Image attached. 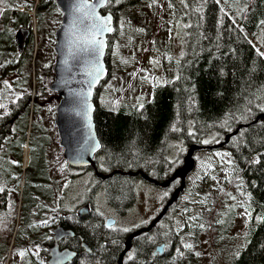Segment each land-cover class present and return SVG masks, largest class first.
Wrapping results in <instances>:
<instances>
[{"label":"trees","instance_id":"trees-1","mask_svg":"<svg viewBox=\"0 0 264 264\" xmlns=\"http://www.w3.org/2000/svg\"><path fill=\"white\" fill-rule=\"evenodd\" d=\"M161 1L173 7L176 15L187 24L185 53L179 75L163 86L154 87L152 99L140 109L126 102H117L110 109L99 106L98 91L109 74L102 81L93 99V118L100 143L96 164L103 162L98 170L104 175L109 174V178H93L91 188L97 191L102 189L108 203L115 208L123 196L136 197L137 182L161 189L180 188L181 166L171 157L173 145L180 142L187 148L201 147L206 140L208 143L224 142L225 136L230 135L225 148L208 149L209 153L217 150L229 156L230 169L221 179L223 184L228 183V193L224 198L217 197L209 205L203 196L205 190L202 182L199 183L201 190L190 191V197H198L193 209L200 211L192 216L187 210L178 213V216L185 218L184 225L188 227L192 224L194 227L192 231L188 228L186 232L183 231L180 238L187 235L199 238L202 233L212 230L217 235L210 237L208 243L213 255L211 264H264V57L258 54L264 52V24H261L264 21V0ZM133 3L129 0H120L119 3L112 0L102 11L110 12L114 17V32L108 39L106 56L108 73L111 44L119 33L116 26L118 19L130 24L138 19L130 13L125 14ZM31 10L36 19V40L43 32L54 36L62 16L55 0H37V3L36 0H0V105H3L0 107V135L22 136L23 141L29 140L35 146L37 133L27 139L29 122H36L37 118L40 127H44L45 109L53 112L55 107L47 109L46 105L49 100H56L57 96L49 90L53 80L51 64L42 70L43 78L36 75L37 86H32L31 70L33 68L37 74L39 48L36 51L29 14ZM52 25H56V28L50 32ZM125 25L124 30L127 31L128 26ZM19 29L30 31L22 55L18 54L14 41ZM250 39L260 45L259 50ZM46 79L49 82L45 83ZM8 130L10 132L5 133ZM234 132L237 133L232 135ZM35 157L39 166L34 180L39 179L41 172L40 155L36 154ZM66 166L67 170L73 171ZM18 174L21 179L22 174ZM68 178V186L61 191L59 182L50 173L47 210L40 201L42 188L27 184L20 205L18 196L11 208L2 204L0 264H10L13 251L18 253L17 264H46L48 250L45 245L40 246L43 244L42 233L48 230L50 240L55 226L74 227V212L66 207L74 176ZM240 209L247 210L248 224L242 242L235 243L230 233L234 229L236 212ZM42 212L48 216V227L43 232ZM98 235L90 245L94 248L93 253L82 264H117L124 252V247L119 246L120 239H114L111 233L98 232ZM165 239L178 244V237L174 235L169 234ZM27 241H32L33 246L28 248ZM156 241L147 240V248L137 250L140 255L146 256V264H150L147 249ZM73 242L71 240L63 245L77 251ZM85 242L91 244L88 240ZM192 242L193 249L198 250L200 239ZM37 243L38 247L35 246ZM185 245L182 244L184 249ZM21 252L25 255L21 256ZM216 253L220 261L215 257ZM78 259L71 264H78ZM136 259L138 256L134 262ZM197 262L195 258L191 264ZM166 264L180 262L172 258Z\"/></svg>","mask_w":264,"mask_h":264},{"label":"rangeland","instance_id":"rangeland-1","mask_svg":"<svg viewBox=\"0 0 264 264\" xmlns=\"http://www.w3.org/2000/svg\"><path fill=\"white\" fill-rule=\"evenodd\" d=\"M129 1L132 3L135 2V0ZM128 13L138 19H136L134 24L128 22L124 23L123 20L118 19L116 26L118 27L119 33L114 37L111 44L112 48L109 59L111 67L110 73H108L109 77L101 85L97 95L98 105L108 109L114 108L112 106L117 102H126L135 109H140L141 104L144 106L152 99L154 87L163 86L179 75L181 60L185 53L187 24L181 17L176 15L173 7L170 5L166 6V3L161 0H141L138 3H133L130 8H127L125 14L129 15ZM29 14L33 23L32 29L36 51L37 48H39L37 54V74L36 70L35 72L33 68L31 70L32 86H37L36 75L43 78L42 70H45L50 64L52 65L54 61L55 55L53 47L55 43L53 44L54 36L46 32L39 33L38 41L36 40V19L33 10L29 11ZM125 24L128 26V32L124 30V27L126 28ZM129 27H131V29ZM55 28L56 25H52L50 32H53ZM250 41L259 50L260 45L253 39H250ZM145 77H147V79H145ZM46 82H49L48 79H46L45 83ZM48 96L49 95L46 97ZM33 97L34 94L32 93L31 98ZM58 103L57 97L56 100H49V104L46 105L47 109L51 106L54 107L58 105ZM47 119L48 116H46V120ZM34 121L35 120L29 122L27 139L30 138V135L35 136L38 128H40L37 118L36 122ZM50 138L53 145V149H50L53 155V158H51L52 164L50 166V173L54 180L58 181V178L61 179V182L59 181V188L61 191L68 186L69 175L74 176L70 182L69 189V197L72 201L68 199L66 207L71 210H76L83 199L88 196L94 181L91 177V173L83 172L78 175L77 172L67 170V166L63 161L61 148V154H58L60 153L58 135L52 128ZM219 143L220 140L211 141L206 145L214 146ZM173 146V161L180 164L181 170L179 176L181 177L182 174H186L187 170L190 171L192 169L190 163L188 168L184 165V160H186L185 155L187 154L186 150L188 149L180 142L177 144L175 143ZM25 147L26 144L23 148V168L28 160L27 149H25ZM192 158L195 161V167L188 175L187 192H183L181 204L178 205V212L187 210L191 212L189 213L191 216L200 211V209H193L194 204L198 202V197L193 195L190 197L189 192L201 190L199 183L202 182L204 187L203 190H205L203 192L204 199L206 198L208 201L207 203L212 205L217 197L224 198L225 194L228 193L226 191L228 183L223 184L221 179L230 169L228 167L230 164L229 156L224 152L217 150L210 153L208 150L197 151ZM206 158H209L210 162L206 161ZM216 174L217 176L215 178ZM203 182L205 183L203 184ZM167 190L168 189L163 187L160 189L144 182H137L138 200L142 203V208L145 209L146 214L151 213L155 208V211L158 209L159 195L166 193ZM103 193L102 189H98L97 212L103 216H109L111 215L112 208L107 203ZM229 193L232 194V192ZM189 200L192 202H188ZM247 218L248 214L246 211L240 209L236 212L233 222L235 223L234 229L230 233L235 243L242 242V237L245 235ZM184 224L185 218L178 216L176 225L182 227ZM187 228L192 231L194 227L190 224ZM211 231L212 230L207 233H202L199 238L197 236H191L192 241H195V239L196 242H198L199 239L201 241L200 248L198 250L194 249L199 253L197 264H211L213 255L209 249L208 243L210 242V237L217 235L215 232L212 233ZM183 243L185 245L187 239L184 240ZM215 257L220 261L217 253ZM17 263L18 253L13 251L10 254V264Z\"/></svg>","mask_w":264,"mask_h":264},{"label":"flooded vegetation","instance_id":"flooded-vegetation-1","mask_svg":"<svg viewBox=\"0 0 264 264\" xmlns=\"http://www.w3.org/2000/svg\"><path fill=\"white\" fill-rule=\"evenodd\" d=\"M56 107L57 105L54 107L53 112L51 111L47 112L45 109L44 127L43 126L42 128L40 127L37 131L35 146H32L29 140L27 141L24 139L23 141L22 136H18V135L13 136V134L10 136L9 134H6L2 137V133H1L0 189H3V191H0V208L2 204H4L6 207L11 208L17 196L19 198L18 201L20 200L18 205H20V202L21 201L23 202L22 192H24L23 191L24 187L27 184L30 186H36L38 188H42L40 201L43 208L47 210L49 206L50 166L52 164L51 158H53V155L51 154V150H50L51 148L53 149L50 134H51V128L57 133L54 124V120L56 116L55 113ZM46 116H48L47 120H46ZM9 132L10 130L5 131V133H9ZM229 140H230V135H226L224 142L220 141L219 144L214 146H207L206 144L208 142L207 143L204 142L203 146L199 147L198 150L194 151L188 161L190 163V166L191 164H193V168L190 171L187 170L186 174L185 175L182 174L180 177V188L183 187L182 191L179 192L180 188L174 187L171 189L169 188L166 193L160 194L158 209L155 211L156 209L155 208L149 214H146L145 209L142 208V203H140V200H138V194L136 193V197L134 199H132L131 196L130 197L123 196L121 202L117 201L118 202L117 208L110 205L106 198V201L109 204V206H111L112 210H111V215L103 216L97 212L98 191L97 189L93 190V188H91L88 196H86V198L83 199V201L79 204L76 210H71L69 208L67 209L69 211L74 212L75 218L72 221L74 223V227L73 228L63 227V226L62 227L73 231L74 237L63 239L60 242L61 249L65 248L63 244H68V242L74 240L73 243L75 244V247L77 249V251H75L77 253L75 259L80 258L78 259V264H82L83 260L85 258H88V256H91V254L93 253L94 248L90 245H92V242L98 238L97 237L99 236L98 232L101 233L104 232L107 234L111 233L114 239H120L119 246L121 245L124 247V252L120 255V257H122L121 259L122 264L124 263L146 264L147 262L146 256H144L143 254L140 255L137 250L147 248L146 242L147 240L150 239L157 240L156 244L150 245L148 247L149 249H147L150 264H166L172 258L176 259V261L180 262V264H191V262L195 258H199V253L196 252L193 249V247L191 248L186 247V249L182 247V244H184L183 242L186 239H187L186 245L187 244L193 245L191 239L192 235H187L186 238L185 236L184 238H180L183 237L180 234L183 231L185 232L187 231V226L184 225L182 227H178L176 225V221L179 213L178 205L181 204V197L183 195V191L187 190L186 182L189 180L188 175L193 171L195 167V161L193 160L192 157L194 153L197 151H207L209 148H221V149L225 148V144H227ZM25 144H27L28 160L23 168L22 157H23V148ZM60 148L61 147H59V151ZM187 149L188 150H186L187 154L185 155L186 156L185 158H187V155L191 152V147ZM98 153L95 155L94 158L95 161L92 167L85 169H73V171L77 172L78 175L83 172H88L89 174L91 173L92 179L97 178L100 180H108L109 174L104 175L103 173H100L98 170V167L102 166L103 164L102 161L96 164V158L99 157ZM36 154L40 155L41 172L39 179L34 180L35 178L34 174L37 173V166H39V164L35 162ZM58 154H61V151ZM62 157H63V150H62ZM186 163L187 162H185L184 160L185 166ZM186 167L188 168V166ZM18 173L22 174L21 179L18 177L19 175ZM37 180H41V182ZM59 181L61 182L60 178H58V182ZM136 190H137V183H136ZM86 206L89 207V214L84 218H80L78 216V212ZM43 213L44 212L41 213L42 232L44 231L43 229H46V226L48 227V216L45 213L44 214ZM109 220L114 221V225L112 227L108 226ZM45 221H47V223H44ZM17 223H19V221H17ZM247 224H246V228H247ZM57 226H61V225H57ZM57 226H55L54 228H56ZM53 229L50 240L48 236L49 234L48 230L42 233L41 236V240H42L41 243L43 244H40V246L45 245L48 250V254H49V248L53 245ZM124 229H128V230L124 231ZM245 233H246V229H245ZM169 234L178 237V241H177L178 244H176L175 241L169 243L168 240L165 239L166 237H168ZM86 240H88V242L91 244L86 243L85 242ZM83 243L87 244L90 250L89 252L85 251V249L82 247ZM147 243H151V242L148 241ZM26 245L28 248L32 247L33 246L32 241H27ZM38 245L39 244L37 243L35 246L38 247ZM161 245L164 246V249L162 254H158L156 253V250ZM177 249H180V251L177 252ZM48 254L45 256V263L47 262L49 256ZM136 256H138V259H136V261L134 262ZM129 257H131V259Z\"/></svg>","mask_w":264,"mask_h":264},{"label":"water","instance_id":"water-1","mask_svg":"<svg viewBox=\"0 0 264 264\" xmlns=\"http://www.w3.org/2000/svg\"><path fill=\"white\" fill-rule=\"evenodd\" d=\"M55 3L62 16L54 33L53 80L49 86V90L59 98L54 124L66 164L73 169H85L93 166L95 155L100 151L93 118V99L97 88L108 76L106 56L108 39L114 32V17L110 12L102 13L107 0H55ZM109 16L113 31L96 36L97 40L103 41L101 52L89 42L92 25L98 23L96 19L89 17ZM29 36L28 29H19L15 33L14 41L19 55L23 54ZM235 134L236 132L233 133ZM197 148H191L186 166H189L188 161ZM88 214V206L78 212L80 218ZM109 224L113 226L114 221L109 220L108 226ZM73 237L74 233L70 229L62 226L54 228L53 245L49 248L46 264H71L77 253L68 248L61 249L60 242ZM82 247L85 251H90L87 244L83 243ZM163 249V245L159 246L156 253L162 254ZM121 259L122 257L118 264H122Z\"/></svg>","mask_w":264,"mask_h":264},{"label":"snow or ice","instance_id":"snow-or-ice-1","mask_svg":"<svg viewBox=\"0 0 264 264\" xmlns=\"http://www.w3.org/2000/svg\"><path fill=\"white\" fill-rule=\"evenodd\" d=\"M107 2H112V0H107ZM114 2L119 3L120 0H114ZM96 19L98 21V23L93 24L92 25V31L90 33L91 38H90V43L96 45L97 49L99 51L102 52V48H103V41L102 40H97L96 36L97 35H103L104 32H111L113 31V29L110 27L111 24V17H105V18H100V17H89V19ZM80 23H83V21H81ZM261 24H264V21H261ZM260 56L264 57V52H259L258 53ZM145 79H147V77H145ZM0 107H3V105H0ZM140 107L142 108L143 105L141 104ZM205 143H207L208 141H204ZM96 147H99V145H96ZM0 191H3V189H0ZM247 211V210H246ZM250 215V213H249ZM264 219V218H262ZM44 223H47V221H45ZM109 227H112V224H109ZM201 227H203V225H201ZM128 229H124V231H127ZM185 247L187 248H191L192 245L187 244L185 245ZM180 249H177V252H179ZM21 256L25 255L24 252L20 253ZM131 259V257H129Z\"/></svg>","mask_w":264,"mask_h":264},{"label":"bare ground","instance_id":"bare-ground-1","mask_svg":"<svg viewBox=\"0 0 264 264\" xmlns=\"http://www.w3.org/2000/svg\"><path fill=\"white\" fill-rule=\"evenodd\" d=\"M185 162H186V160H185Z\"/></svg>","mask_w":264,"mask_h":264}]
</instances>
